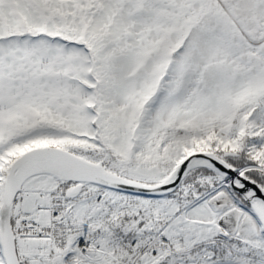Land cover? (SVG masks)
<instances>
[{
  "label": "snow or ice",
  "instance_id": "6c2138e0",
  "mask_svg": "<svg viewBox=\"0 0 264 264\" xmlns=\"http://www.w3.org/2000/svg\"><path fill=\"white\" fill-rule=\"evenodd\" d=\"M0 264H264V0H0Z\"/></svg>",
  "mask_w": 264,
  "mask_h": 264
}]
</instances>
